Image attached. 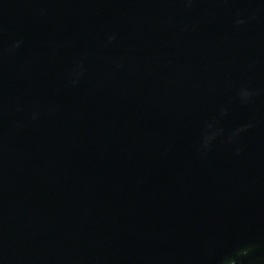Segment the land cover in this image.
<instances>
[{"label":"water","instance_id":"1","mask_svg":"<svg viewBox=\"0 0 264 264\" xmlns=\"http://www.w3.org/2000/svg\"><path fill=\"white\" fill-rule=\"evenodd\" d=\"M0 264H264V0H0Z\"/></svg>","mask_w":264,"mask_h":264}]
</instances>
